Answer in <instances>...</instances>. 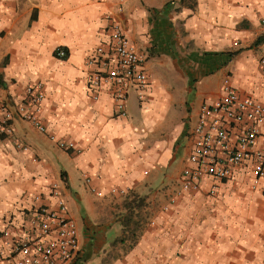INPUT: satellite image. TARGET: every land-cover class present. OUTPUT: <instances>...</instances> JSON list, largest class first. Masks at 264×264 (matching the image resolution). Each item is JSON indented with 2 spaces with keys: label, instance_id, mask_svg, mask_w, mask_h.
Returning a JSON list of instances; mask_svg holds the SVG:
<instances>
[{
  "label": "crops",
  "instance_id": "crops-1",
  "mask_svg": "<svg viewBox=\"0 0 264 264\" xmlns=\"http://www.w3.org/2000/svg\"><path fill=\"white\" fill-rule=\"evenodd\" d=\"M196 1L191 9L180 0H0V100L24 102L27 87L42 83L47 127L16 117L13 132L0 135L1 246L53 202L57 185L79 230L72 264H264L257 159L218 182L215 195L204 176L199 191L162 208L191 166L193 128L224 78L264 104V0ZM114 22L148 54L150 84L142 100L131 91L127 117L110 88L98 99L90 90L88 61ZM128 212L136 222L125 221Z\"/></svg>",
  "mask_w": 264,
  "mask_h": 264
},
{
  "label": "built area",
  "instance_id": "built-area-1",
  "mask_svg": "<svg viewBox=\"0 0 264 264\" xmlns=\"http://www.w3.org/2000/svg\"><path fill=\"white\" fill-rule=\"evenodd\" d=\"M57 55L65 58L67 52L59 48ZM147 60L148 54L139 49L119 23L114 22L107 40L95 49L88 61L94 68L90 83L94 98H99V91L104 87L110 88L119 116L127 117L126 105L131 91L136 90L142 100L144 90L150 84L145 67ZM260 64L264 67V54ZM221 89L222 95L218 99L202 106L192 131L191 166L184 169L181 183L171 190L162 207L164 211H169L188 193L199 191L204 176L213 180L209 193L215 195L218 182L229 179L237 167L250 160L257 159L252 187L257 188L264 178V142L259 144L264 134V104L241 95L229 76L224 78ZM26 92L27 100L21 103L0 100V135L13 132L12 121L16 117L31 123L42 133L47 132L40 118L44 85L29 86ZM59 145L75 148V144L68 141L60 140ZM84 179L88 183L91 181L86 173ZM91 190L102 195L95 188ZM50 195L53 202L42 204L34 211L28 229L12 237L5 246L0 245V264H72L78 259L82 246L77 223L60 187L55 185ZM40 199L37 195L36 200Z\"/></svg>",
  "mask_w": 264,
  "mask_h": 264
},
{
  "label": "trees",
  "instance_id": "trees-1",
  "mask_svg": "<svg viewBox=\"0 0 264 264\" xmlns=\"http://www.w3.org/2000/svg\"><path fill=\"white\" fill-rule=\"evenodd\" d=\"M180 4L182 7L184 6V7L194 9L197 5V1L196 0H180ZM232 56H233V54H229L227 59L228 60L231 59ZM137 204H139V203H137Z\"/></svg>",
  "mask_w": 264,
  "mask_h": 264
},
{
  "label": "rangeland",
  "instance_id": "rangeland-1",
  "mask_svg": "<svg viewBox=\"0 0 264 264\" xmlns=\"http://www.w3.org/2000/svg\"><path fill=\"white\" fill-rule=\"evenodd\" d=\"M125 221L129 223L131 221L136 222L137 220L134 219V215L133 214L128 212V214L126 215ZM134 227H135V225H134ZM137 232H138V228H134V229L130 230V232H129L130 237L135 238L134 236L137 235Z\"/></svg>",
  "mask_w": 264,
  "mask_h": 264
}]
</instances>
